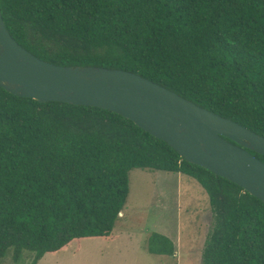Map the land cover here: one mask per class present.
<instances>
[{
  "label": "trees",
  "instance_id": "1",
  "mask_svg": "<svg viewBox=\"0 0 264 264\" xmlns=\"http://www.w3.org/2000/svg\"><path fill=\"white\" fill-rule=\"evenodd\" d=\"M11 37L56 66L137 74L264 138V0H0ZM250 153L264 163V156ZM133 169L176 173L208 197L201 264H264V202L106 109L0 87V264L112 242ZM151 255H174L152 233Z\"/></svg>",
  "mask_w": 264,
  "mask_h": 264
},
{
  "label": "water",
  "instance_id": "2",
  "mask_svg": "<svg viewBox=\"0 0 264 264\" xmlns=\"http://www.w3.org/2000/svg\"><path fill=\"white\" fill-rule=\"evenodd\" d=\"M0 87L40 103L109 110L165 142L185 161L225 178L264 202V138L137 74L56 66L21 47L0 12Z\"/></svg>",
  "mask_w": 264,
  "mask_h": 264
},
{
  "label": "rangeland",
  "instance_id": "3",
  "mask_svg": "<svg viewBox=\"0 0 264 264\" xmlns=\"http://www.w3.org/2000/svg\"><path fill=\"white\" fill-rule=\"evenodd\" d=\"M211 227L208 197L196 181L176 173L133 169L127 201L113 229L116 241H84L78 253L69 248L45 255L37 264H201ZM152 233L171 240L174 260L147 252ZM32 257L25 252L14 263L8 253L2 264H30Z\"/></svg>",
  "mask_w": 264,
  "mask_h": 264
},
{
  "label": "crops",
  "instance_id": "4",
  "mask_svg": "<svg viewBox=\"0 0 264 264\" xmlns=\"http://www.w3.org/2000/svg\"><path fill=\"white\" fill-rule=\"evenodd\" d=\"M179 175H180V174H179ZM121 214H122V213H121ZM121 214H120V215H121ZM117 239H118V236H116V239H115L114 241H116ZM94 240H100V239H94ZM84 241H90V240H84ZM84 241L81 242L79 250L76 249V245H75V244H72L69 248H71L72 251H74V253H78V252L82 249V243H83ZM102 241H103V240H102ZM114 241H112V242H114ZM105 242H107V241H105ZM110 243H111V242H110ZM69 248H68V249H69ZM68 249H67V250H68ZM67 250H66V251H67ZM62 252H65V251H62ZM59 253H61V252H59ZM59 253H57V254H59ZM55 255H56V254H55ZM52 256H54V255H52ZM175 257H177V254L174 253V255H172V257H171L172 260H174L173 258H175Z\"/></svg>",
  "mask_w": 264,
  "mask_h": 264
}]
</instances>
